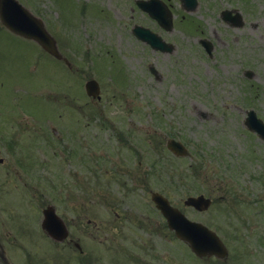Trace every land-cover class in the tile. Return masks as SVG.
Listing matches in <instances>:
<instances>
[{
    "label": "rangeland",
    "instance_id": "obj_1",
    "mask_svg": "<svg viewBox=\"0 0 264 264\" xmlns=\"http://www.w3.org/2000/svg\"><path fill=\"white\" fill-rule=\"evenodd\" d=\"M19 1L42 18L52 33L60 35V27L67 32L65 38L61 35L63 51L73 50L68 46L72 41L89 47L102 39L103 48L112 52L101 56H111L110 60L91 58L84 65L85 72L80 71L77 81L72 83L70 72L43 55L39 47L40 50L30 41L7 32L0 33V159L4 161L0 164V224L5 221L9 226L6 229L14 232L32 230L34 219H42L44 205L63 206L65 201L61 198L65 199L70 190L60 187L93 183L96 197L105 196L101 192L109 197L129 193L128 198L136 199L148 197V189L139 187L131 192L118 186L147 181L154 183V188H162L161 183L179 188L171 190L175 200L207 192L214 201L212 209L205 216L188 210V217L203 219L213 229L232 237L236 211L232 210L231 188L235 175L245 177L248 187L252 184L249 177L260 182L264 175V142L245 126L246 111L251 109L264 121V0H198L192 21L199 26L200 36L215 43L213 58L206 56L198 45L197 28L192 25L188 32L179 22L177 30L167 35L177 46V52L172 56L152 53L131 34L133 22L143 26L150 23L146 15L134 10L138 9L135 0H72L75 5H70L71 10L65 6L61 9L55 0ZM169 3L178 21L183 19L180 0ZM82 6L91 15L72 28ZM226 9L243 11L250 28L240 33L232 31L221 19L220 14ZM102 14L111 17L106 25L98 27L93 19L101 21ZM240 50L243 57L238 56ZM73 57L82 62L79 56ZM155 60L162 63L164 70L170 69L167 86L151 80L148 65ZM114 63L124 69L128 80L124 89L116 81L117 72L109 77L103 70L114 68ZM232 64L236 65V72ZM246 69L255 73L253 80L239 76ZM90 78L104 86L102 101L93 105L102 114L100 118L93 116V102L84 92V84ZM231 83L234 87H229ZM22 111L36 117L25 120L19 117ZM52 133L59 136L57 145L65 151L70 149L74 156L76 151L81 155H76L70 164L67 154L50 149L43 137ZM127 134L132 141H120L128 140ZM167 136L185 143L191 156L175 157L166 147ZM2 137L16 140L15 150L23 170L18 169ZM80 142L83 150L78 149ZM122 146L134 149V153ZM56 162L60 165L54 167ZM71 175L75 177L71 179ZM203 183L206 187L200 188ZM30 193L38 197L42 193L43 200L36 205ZM257 201L254 199L250 212L258 219L250 221L249 228L240 229L251 236L245 237L241 249L248 245V249H259V255L253 252L258 256L252 262L263 264L264 246L260 243L264 245V232L260 242L257 236L252 237L264 231V212H257L264 208V200L260 199V204ZM242 208L238 207L239 213L249 214V209L243 205ZM230 239L227 247L231 255L234 244ZM9 250L16 264H60L55 249ZM197 258L189 250L174 249L172 264H235L231 259L219 263ZM248 263L251 264L247 257L241 264Z\"/></svg>",
    "mask_w": 264,
    "mask_h": 264
},
{
    "label": "flooded vegetation",
    "instance_id": "obj_2",
    "mask_svg": "<svg viewBox=\"0 0 264 264\" xmlns=\"http://www.w3.org/2000/svg\"><path fill=\"white\" fill-rule=\"evenodd\" d=\"M141 1L142 0H135V6L138 9L134 7V10L140 14L143 13L146 15L150 23L147 24V26H143L133 22L131 27L132 36L139 43L146 45L152 53L172 56L177 52V46L173 41L168 39L167 35L177 30L176 23L178 22L182 26L185 25V28L189 32L191 26L194 25V21H192V15L196 10L191 12L183 7V19L178 21V16L175 15L169 0H162L173 14V28L171 30H167L160 26L154 18L141 11V9L138 7V3ZM60 8H63L62 2H60ZM229 10L231 11L230 18L233 20L225 21L222 18L221 19L229 26L232 31L240 33L244 29L250 28L249 23L243 15V11L238 9ZM239 11L241 12L243 19L235 18ZM90 15L91 13H89L88 9L82 6V8L79 10V13L75 17L72 28H75L82 20H84L85 17ZM104 15L105 14H102L101 21L99 20L100 18L93 19L98 27L106 25L108 18L111 17ZM238 23H242V26L237 27L236 25ZM89 24H93V21H89ZM138 27H144L148 29L150 33L157 34L163 39L165 43L172 45L173 50L171 52L164 53L161 50L151 47L142 39H140L135 33V30ZM194 27L197 28L198 32L196 34L197 37H199L197 40L198 45L206 56L213 58L216 52L215 43L206 37L200 36V28L198 25H194ZM60 29L65 35V38L67 32H64L61 27ZM62 33L60 35L59 33H55V39L57 41V46L61 57L51 58L56 62V64L63 65L70 72L68 75H70V80L72 83L77 81L80 71L85 72L87 67H84V65H87L91 58L101 61L110 60L111 56L107 55L101 57L106 52H112L103 48L102 39L94 41L89 47H83L82 43L78 44L77 42L72 41L71 45L68 43V46L73 50H69L68 52L63 51L62 48H64V45L61 44L63 43L61 41ZM93 37L95 38L94 34ZM234 39L235 42H237V36H234ZM204 40H209L213 44L214 51L212 57L209 55V53H207L205 47L203 46L202 42ZM232 55L235 56V53ZM1 56L2 53L0 52V57ZM73 56H79V59H81L82 62L78 63ZM156 56L157 58L160 57L159 55ZM238 56L243 57L241 50L239 51ZM114 57L115 54H113V59ZM71 58L73 60H71ZM113 66L114 68L109 66L107 69L103 67L104 72L107 73V76L109 77L112 73L117 72L116 74L119 76L118 85L120 87H126L128 80L124 74V69L119 67L118 63H114ZM230 66L233 69V72L237 71L236 65L232 64ZM148 69L153 83H159L167 86L168 82L171 80L169 73L170 69L164 70L162 63L159 60H155L154 64H149ZM59 70L61 71V67ZM248 72H250V69L244 70L242 75L239 74V76L245 77L244 80L246 81H251L255 78V74L253 73L252 76H250ZM89 80L92 79H88L87 81ZM244 80L242 79L243 82ZM87 81L85 82L84 86L86 85ZM100 87L104 86L100 83ZM105 87H107V85ZM229 87H234V84L231 83ZM19 116H21V114H19ZM52 137H54L53 139L55 142L58 141L56 140L59 137L58 135H52ZM260 140L263 141L262 139ZM73 159L74 156L71 157L69 162L70 164L72 163L71 161ZM253 177L254 176L249 177V180H252L250 187H248L246 178L242 175H235L234 177L236 181H233V188H231V192L232 202L234 201L233 208L235 209L236 213L234 214L233 219V227L235 226V229L233 228L234 235L232 234L231 237L234 244L231 248V255L227 259H219L216 257L204 259L209 261L215 260L219 263H226L231 259L232 262L235 261V264H241L248 257L249 262L252 264V260L259 255V249L255 247L254 249H248L250 245L246 246L247 249H241V244L244 246L242 241H244L245 237L251 236L246 235V233H242L240 229L249 228L247 225H249L250 221L258 219V217L254 219L253 214L250 212V210H253V208H251L254 204L253 201L254 199L258 201L260 199L264 200V175L261 179L262 181L260 182L256 181L255 177ZM240 179L244 181L243 184L238 182ZM122 184L123 186H118L119 189H128L131 192L139 187L141 189L147 188L148 197L132 199L128 198L129 193H125V195L122 197H109L108 194H104L103 192H101V194L105 196L96 197L94 196L93 183H82L67 187H60V190L70 191L66 192L65 199L61 198V201H65L63 206H54L57 215L61 219L59 222V227L56 230V234H54L55 236H51L46 230L43 229V217L40 220L34 219V228L28 231H20L19 229L17 232H14L13 226L11 224L10 226L13 231H9L6 229H9L8 224H6L5 221H2L4 225L2 223L0 224V264H16L9 249H55L56 259L60 264H172L174 249L190 251L188 245L178 239L175 235V232L171 230L167 218L162 214L153 201L152 194L154 192L161 193L166 199H168L171 206L178 208L183 213L191 210L199 215L205 216L211 209H209L208 212H197L193 208L186 207L184 205L185 201L182 198L175 200V198L172 197L171 192V190H173L172 184L167 185V183H161L160 186L162 188H154L152 187L154 183L147 181L131 183L124 182ZM215 185H218V183H215ZM222 185L223 184L221 183V186ZM5 186L7 187V185ZM9 186L12 187V185H8V187ZM221 186L219 187L221 188ZM250 195L256 198H250ZM258 201L256 203L260 204L262 202ZM242 205L249 209V214L238 212V207L242 208ZM49 206L52 205L47 204L44 207L47 208ZM58 207L62 209H59ZM43 210L44 209H42V211ZM257 212L263 213L264 208H258ZM248 215H250V217ZM200 221L204 222L205 220L201 219ZM263 228L264 225L262 226V229ZM263 232L264 231H261L260 233L257 232L252 237L257 236L258 241L260 242V236L261 234L263 235ZM260 244L264 246L262 243ZM254 251L258 255L254 254Z\"/></svg>",
    "mask_w": 264,
    "mask_h": 264
},
{
    "label": "water",
    "instance_id": "obj_3",
    "mask_svg": "<svg viewBox=\"0 0 264 264\" xmlns=\"http://www.w3.org/2000/svg\"><path fill=\"white\" fill-rule=\"evenodd\" d=\"M185 8L188 10H194L198 3L197 0H181ZM139 6L142 10L148 12L151 17L160 22L162 26L167 29H172V14L169 13L166 6L160 0H151L150 2H141ZM225 20H230L229 12L223 13ZM238 18H241L239 15ZM0 20L1 22L14 33L23 36L28 39L37 41L43 48L54 56L60 58L56 43L48 32L44 28L43 22L35 17L28 9H26L17 0H0ZM135 33L137 36L149 43L153 48L159 49L162 52H171L173 47L166 45L162 39L154 34H151L148 30L143 28H136ZM207 51L211 54L213 46L208 41L202 42ZM252 76V73H249ZM88 94L97 97L99 95V87L95 81L90 82L87 86ZM249 117L246 120L247 127L258 133L264 140V123L257 118L254 111H250ZM168 148L176 156H187V149L181 144L175 141L168 143ZM154 199L158 203V207L167 216L171 228L176 231L177 236L186 241L191 249L200 257L215 255L219 258L227 256V250L220 238L208 227L203 224L192 222L188 220L184 215L178 212L176 209L170 207L166 200L159 194L154 196ZM187 205L196 207L197 209L204 211L211 205V200L206 199L204 196L197 198H189L186 201ZM57 216L53 208H49L45 211L44 228L50 232L52 236L56 234V222Z\"/></svg>",
    "mask_w": 264,
    "mask_h": 264
}]
</instances>
